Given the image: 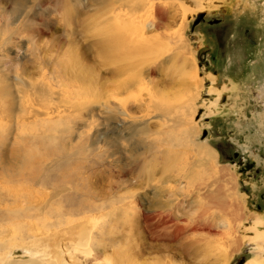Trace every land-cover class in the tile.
I'll return each instance as SVG.
<instances>
[{
  "label": "rangeland",
  "instance_id": "374dc122",
  "mask_svg": "<svg viewBox=\"0 0 264 264\" xmlns=\"http://www.w3.org/2000/svg\"><path fill=\"white\" fill-rule=\"evenodd\" d=\"M102 7L98 0H0V90L7 87L16 105L11 118L0 120V264L6 252L28 258L29 227H49L59 213L71 220L86 215L87 229L103 232L98 260L68 264H264V249L250 244L264 239V0L192 5L185 17L171 8L149 26L151 15L144 21L151 46L115 58L99 50L93 20ZM32 82L70 90L80 102L73 115L51 122L18 117L22 91ZM78 88L90 98H73ZM120 104L131 116L116 112ZM170 159L186 166L181 173H196L171 177L173 214L188 226L178 238L161 240L146 224L147 204L154 201L153 182L160 186L171 175ZM65 165L82 172L75 183L41 185ZM33 170L40 173L38 197L45 190L51 196L38 202L59 208H45V222L25 196L12 195L26 184L20 173ZM198 174L221 189L224 205L192 191ZM205 205L211 210L203 214ZM66 245L60 241V249Z\"/></svg>",
  "mask_w": 264,
  "mask_h": 264
},
{
  "label": "bare ground",
  "instance_id": "6f19581e",
  "mask_svg": "<svg viewBox=\"0 0 264 264\" xmlns=\"http://www.w3.org/2000/svg\"><path fill=\"white\" fill-rule=\"evenodd\" d=\"M215 1L216 0H98V2H101L103 4V7L101 8L99 16H97L98 15L97 14L96 15L97 17L95 18V20H93V22H94V24H97L99 26L97 29V31H98L97 35L100 34L102 36V40L99 41L100 53L103 56H105V55L114 56V58H115V56H119L120 54L122 55V53H124V55H130V56L132 54L134 55V53L135 54H138V53L141 54V53H143L142 52L143 48H148L149 46H151V45L147 44L148 43L147 41H148V39H150L149 38L150 36L146 35V29H145V27H146L145 23L146 22H144V21H146L147 18L149 19V16L151 17V15H152V18H151L152 20L149 22V26H153L154 24L162 23L164 21L165 17L167 16V13L171 10V8L173 10V9L180 7V9L182 11V15L185 17L187 15V12L191 9L192 5H195L197 8L204 7V6L210 8V6H214ZM97 8H100V7H97ZM153 12H154L155 16H154ZM104 17H106L108 19L107 22L109 23V26L105 27L103 29L102 20ZM167 18H168V16H167ZM149 26H147V27H149ZM94 31H96V30H94ZM147 45H148V47H147ZM72 69H73V67H72ZM151 71H153V70H151ZM67 72L68 71H66L65 73H67ZM71 72H73V71H71ZM68 83L69 82H67V84ZM121 83H123V82H121ZM197 83H198V81H197ZM42 85H43V87H40V86H37L35 82L34 83L32 82L30 84V89H31L30 91H29V88L27 91L26 90L22 91L23 94L21 95V99H19L20 100V102H19V108L20 109L17 111V112L20 111L21 114H20V116L18 115V117H23L24 121H35L37 117H44L43 120H45V121L47 120V121L51 122L55 118L59 119L60 117H70V115L72 116L73 115L72 114V112H73L72 108L74 110L77 109V104H79L80 102H76V101L72 100V97L69 94L70 90L66 91L65 89H63V87H62V89H55L53 87L54 85L53 86L48 85V83H46V82L43 83ZM62 85L64 86L66 84H63V82H62ZM126 85H127V83H126ZM198 85H199V83H198ZM5 88H2L0 90V101H2V100L5 101V102H2L3 104H0V120L1 121L3 120V118H11L13 116V112H14L13 107H12L13 106L12 103L14 104L15 101H13L10 98L9 89L7 87H5ZM125 88H126V86H125ZM118 89L121 90L119 85H117L113 89V91H112L113 93H111L109 95L111 99L115 100L117 98L116 93H117V91H119ZM83 90H86V89L81 88L79 90V88H78L76 91L74 90L75 96H73V98L85 99L86 97H89V96H87V92L84 93ZM106 103L104 106L109 104V103H107V104ZM108 108L110 109V107H108ZM114 109L115 108H113V110ZM163 111L165 114L171 112L169 107H167ZM116 112L119 113L120 115H123V116L124 115L131 116L124 104H120V105L116 106ZM209 113L214 114V113H216V110H213ZM15 114H17V113H15ZM130 118H132V117H130ZM2 125H3V122H2ZM172 150H174V149H172ZM176 152L178 153V151H175V153ZM171 153L173 154L174 152H171ZM177 159H179V157ZM171 163H173L172 159H170V163H168V165L166 166V169L170 172L171 175L169 177H167L165 180H163L162 182L159 179L161 182V183L160 182L159 183L161 185L160 184H157V185H160V186H156V183L153 182L155 187H153V188L151 187V189H152L151 194H152V198L154 199V201H152L151 204H147V205H150V207H151L150 211L151 212H150L149 216L147 215L149 217L148 218L149 220H148V223L146 221V224H148L150 226L151 230H154V231H152L153 235L157 236L158 239L161 238V240L168 238L169 234L170 235L174 234L173 235L174 238H175V235H176V237L179 235L181 236L186 231V227L188 226L186 224L187 223L186 221H185L186 222L185 223L184 220H181L179 218L180 215L178 217H176V215L173 214V210L175 207V200H177V197L173 196L174 195V191H173L174 189L172 188V183H171L172 178L171 177H178V178L179 177L180 178L181 177H184V178L188 177V178H190L192 171H194L193 174L196 173L195 169H193L191 171L188 170V172L185 174L181 173L184 170L183 168L185 165L174 166ZM184 164H187V163L185 162ZM62 167L63 168L60 169L62 171L57 172V174H53V177L48 176V177H45L44 179H42L41 185L46 186V187H48V186L59 187V185H64V184L69 185V184H73V182L75 183L76 179H78V177L82 175L81 174L82 172L80 173L79 169H74V168L69 166L71 168L70 169V168H67L66 165L62 166ZM38 169H41V167ZM22 171H20V172H22ZM198 171H200V170L198 169ZM201 171H202V169H201ZM12 172L10 171V174ZM20 172H18V173H20ZM173 172H176V173L174 174ZM39 174H38V172H36V170H33V172H30L29 175H25V176H23V174L20 173V178L18 180H20L21 182H25L26 184L23 187H21L20 190L14 191V193H12V195L14 196L13 199L14 198L19 199L20 197L25 196L27 198L25 200L27 202L29 201L28 203L30 204V206H33V209L35 211H39V212H41L40 214H43L41 219L43 218V221L45 222L46 217H48L50 215V214L48 216L45 215V213H44L45 208L48 207L49 210H51V209L59 210V208L56 206L53 208V206H51L52 205L51 203L48 206H45L46 204L41 205L40 202H38L41 200V198L43 199L46 195H47L46 198H48V199L51 197V196L49 197V194L46 192V190L45 191H39L40 196L38 197V195H37L38 191L36 190L34 185L40 184L39 183V180H40ZM181 174H183V175H181ZM5 175L7 176L6 180H8V179L11 180V177L13 174L9 175L8 172L5 171V174H3V176H5ZM193 178H194V180H193L194 182L192 185L193 186L192 191H194L195 193L197 191V196L199 194H204L205 197H207V196H209L210 198L212 197L211 200L213 202L216 201V203H218V205H221L222 201L224 202L226 200L225 198H223L224 196L223 197L221 196V191H220L221 189L216 188V190H215L214 187H211V185H213V184H214L213 186H215V183L208 184L209 182H207V181H209L208 180L209 178H207L206 175L198 174L197 176H195ZM12 180H14V179H12ZM1 181H4V179L2 178ZM27 184H30V185H27ZM175 191H176V189H175ZM189 192H191V191H189ZM32 195H34L35 197L37 196V198H35L36 201L32 199ZM51 195H52V193H51ZM211 200H209V201H211ZM212 201H211V203H212ZM47 203H49V202L47 201ZM14 205H15V203H14ZM22 205H23V203H22ZM222 205H224V204H222ZM210 208H211L210 205L209 206L205 205L202 207L203 211L202 210L201 211L203 212V214H205L208 210H211ZM22 209H24V208H22ZM73 211H75V210H73ZM30 212H29V214H30ZM208 213H209V211H208ZM55 216L57 217L56 220L50 221L51 226L49 224L48 225L49 227H43L44 229L37 228V227L32 228V226L29 225L30 226L29 228L31 230L28 231L29 232L28 234L31 237V239L25 243L26 246L24 248L26 256L28 258L15 260V259H12V257L8 258V257H10V253L6 252L4 257L1 256L3 259L1 261V263L3 262V264H68L69 259H70V261L72 260L73 262H76V263H82L83 260H87V261L89 260V262H90V259L92 260L91 263H93V261L98 260V252H99L98 251L99 250L98 245H100L102 242L99 239L100 236L103 235L102 230L97 231V233H96V232L92 231V226H91V230H89V228L87 229V226H89V225L86 226V224L88 221L87 219H89V218L86 215L82 216L81 219L78 218V219H72V220L66 219V218L65 219L59 218V216L62 217V215L60 213L56 214ZM206 216H207V214H206ZM184 223L187 226H184L183 225ZM42 224H44V223L42 222ZM201 224H203V223H201ZM201 224L198 222V223H195L193 226L194 227L199 226V225L201 226ZM57 227H60V229H56V231H54V229ZM207 227H209V226H207ZM45 230H53V231H51L50 233H47ZM256 238L260 239L259 237H256ZM256 238L255 237L252 238L250 241V244L256 242L260 248L264 249V247H263L264 246V239H262V241H258V239H256ZM47 240L52 241L53 248L51 250H47V248L49 247L47 242H46ZM60 241L61 242L64 241L67 244L65 246V249H60V246H59ZM97 248H98V250H97ZM244 264H260V263L253 260V259H247V261H245Z\"/></svg>",
  "mask_w": 264,
  "mask_h": 264
},
{
  "label": "water",
  "instance_id": "95a60500",
  "mask_svg": "<svg viewBox=\"0 0 264 264\" xmlns=\"http://www.w3.org/2000/svg\"><path fill=\"white\" fill-rule=\"evenodd\" d=\"M202 18H203V13L198 15V18H197V20L195 21V23H198ZM243 262H244V259H241V260L239 261V264H243Z\"/></svg>",
  "mask_w": 264,
  "mask_h": 264
}]
</instances>
